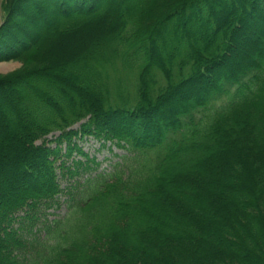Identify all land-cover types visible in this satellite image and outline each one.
<instances>
[{"label":"trees","instance_id":"obj_1","mask_svg":"<svg viewBox=\"0 0 264 264\" xmlns=\"http://www.w3.org/2000/svg\"><path fill=\"white\" fill-rule=\"evenodd\" d=\"M103 1L97 8L90 7L92 18L110 12ZM127 1H116L121 14L126 13L119 29L94 43L83 62L67 67L65 74L54 76L46 67L0 80V90L20 105L5 113L4 127L31 155L42 154L43 172L50 176L46 191L26 190L18 203L2 210L12 220L10 225L3 223L4 230L13 229L6 236L0 234L1 241L7 242L1 247L9 257L5 264H173L171 249L168 246L164 253L162 241L186 252L185 260L201 255V264H264V182L260 179H264V28L258 37L261 50L239 76L223 79L225 91L219 89L223 81L215 87L211 84L201 100L175 111L174 119L158 128L162 134L154 140L146 139L140 130L118 132L109 122L119 117L135 125L141 115L161 109L181 88L209 81V72L230 55L246 24L254 33V20L264 21V0H132L142 5L132 11L126 10ZM51 2L64 23H72L70 28H81L91 18L83 20L88 10H62V4L75 6L80 0ZM14 5L16 0L2 2L0 59L16 51H3L4 43L7 46L15 39L3 37ZM34 5L40 8L39 3ZM152 20L153 26L147 28ZM187 24H195L194 31ZM58 26L52 27L53 34L60 31ZM109 70L137 77L138 99L111 91L110 75L103 74ZM78 123L80 128L70 129ZM56 132L61 135L53 147L45 139ZM77 135L110 142L126 154L112 171L98 172L79 186L62 218L52 222L44 218L43 228L28 234V226L42 218L37 206L64 191L56 173L60 145L67 142L63 157L73 152L87 157L71 143ZM232 136L241 150L236 157H225L229 170L224 165L219 170L214 163L220 166L224 158L220 155L222 150L226 154ZM74 162L79 169L80 165L91 168L92 160ZM58 168L64 170L65 162ZM247 179L251 189L244 186ZM3 183L8 185L0 168ZM207 199L217 202L209 205ZM23 205L32 211H24ZM15 216L23 218L15 221ZM152 242H158V247ZM149 248L154 255L145 252Z\"/></svg>","mask_w":264,"mask_h":264},{"label":"rangeland","instance_id":"obj_2","mask_svg":"<svg viewBox=\"0 0 264 264\" xmlns=\"http://www.w3.org/2000/svg\"><path fill=\"white\" fill-rule=\"evenodd\" d=\"M51 1L52 0H16V5L12 6L11 11L10 10L8 11V13L11 14L9 16L11 20V25L9 26V28H7L6 35L3 37L8 40L9 36H11L12 38L15 39L13 40L11 39V42L7 46L4 43L3 51L4 53L7 51L11 52L14 49L16 51H12L11 53H9L7 57H3L0 59V80L8 78L12 75L23 74L24 72L27 73V71L31 72L38 68L41 69L46 67H49L51 69L52 74L54 76L65 74V70L67 69V67L78 65L79 63L83 62L80 60L84 59L83 57L86 56V53L93 47L94 43L96 44L97 42H100L103 39L105 40L106 37L110 36V32L116 27H118L116 28V30L119 29V27L123 24V18L126 16V13L121 14L120 12L121 6H119V4L117 5L116 3L117 0H104V1L102 0L104 3H107V5H109L108 7L110 9V12L100 18L94 16L92 18L93 12H91L90 7L93 6L92 8H97L101 0H80V3L75 4V6H71L68 4V2H66L62 4L65 7V9H62L64 8L63 6L61 8L62 10H66L65 12H71L72 10H76V9L82 12L88 10V12L85 13L83 20L89 19L91 17L88 21H86L88 22L87 24L89 25L83 24V26L78 29H76V26H74V28L73 27L70 28V25L72 23H68V22L64 23L62 16L58 14L57 8L54 6L53 2ZM166 1L170 2V0H166ZM34 3L35 4L39 3L40 8H35ZM125 6L128 8L126 10L132 11L134 8L138 6L140 7L142 5H139V3H136L132 0H128L125 3ZM38 12H40L39 14H41L40 17ZM254 23L255 25H257L256 27H254L255 32L253 33L252 31H250V28H248L249 25L246 24L247 30H245L243 34L236 36L235 45L234 48L232 47L230 55L226 56L224 59L219 61V64H217L214 70L212 72H209L208 74L209 75L208 78H210L209 81L207 80L194 81L188 84L187 86L181 88L180 90L177 91V93H175V95H173L168 100V102L165 103L163 107H161V109L151 114L141 115L139 121H136L135 125L127 121H124L119 117L110 118L109 122L111 124L110 123L109 124L113 127L114 130H117L118 132L132 131L133 129L137 131L141 129L140 127L141 122L147 121V123L149 124L145 126H147V128L150 129L149 132L156 134L158 132V128H160V123L162 122V120L168 122H170V120L172 121L174 119L173 113H175V111L177 112L179 110L178 108H181V106H186L187 104L195 100L196 101L201 100L207 94L208 90H210L211 84L212 85L214 84L215 87L217 83L219 84L220 82H222L225 77H226L225 79H227V76H231V75L233 76L237 74H238L237 76H239L238 72H240V70L244 66L249 65L250 63L253 62L255 56L261 50L259 46L258 37L260 34V30L264 28V21L260 18L254 20ZM153 24H154V20H152V23H148L145 26L147 28L148 27L151 28ZM57 25H60L58 26L59 28L57 29L60 31H58V33L56 34H53L54 32H52L51 29L53 26H57ZM195 26H196L195 24L186 25V27L189 29L190 32L194 31ZM64 28H66V30H64ZM3 41L6 42V40ZM20 44L24 45L23 51H22V47H20L21 46ZM57 44H61L62 46H64V48L57 46ZM81 46H85V50L82 51L80 54L76 55L75 57H73L72 51ZM98 52L95 53L94 55L98 54ZM5 55H7V53ZM103 74L110 75V83L108 84V86L111 87L110 88L111 91L113 90L114 93L121 91L125 93L124 94L125 97H129V98L132 97L135 98V100L138 99L136 96L137 77H134L133 75L123 74V72L112 73L111 70L103 71ZM210 74L212 75L210 76ZM121 76L122 79L120 78ZM214 77H216L215 82L213 81ZM115 82L117 85L112 87L113 85H115ZM118 82L120 84H118ZM234 86L235 84H229V87H234ZM225 88L226 85L223 81L219 89L221 90V92H223L225 91ZM223 96L224 93L222 97H220V100H222ZM214 97L218 99L216 95H214ZM220 100H216L215 103H219ZM17 103L18 100L16 98L10 97L5 93L4 90L3 91L0 90V157L8 153L7 151L8 145L6 143L7 142L9 143V141L14 140L12 134L7 132L6 128L4 127L5 125H7V119H8L7 117H5V113H7V111L9 112V110H11L12 108L13 109L20 108V105H17ZM81 124L82 123H78L70 129H78L80 128ZM60 135L61 133L56 132L47 136L45 140H48V144L52 143L50 145L55 147L58 144L57 139L59 138ZM242 137L240 136V138ZM232 139H234V136H232L230 140L231 143L233 144L231 146H229L231 143H228L229 145H226V150H225L226 154L225 152L223 153L222 150L220 156L224 158L222 162H220V166L217 163L216 164L214 163L216 168L220 167L218 168L219 170L223 168L222 167L223 165L227 166L226 168L227 170H229L227 160L225 159V157L228 154L231 156V158L236 157L238 150L239 149L241 150L239 141L233 142ZM244 139H246V137ZM71 143L75 144L76 149H82V152L86 153L87 157L82 158L79 154L73 152L71 156L69 157L64 156L66 157L64 158L62 155L66 151L67 142L62 143L60 145L62 149H61V153H58V156L61 157L56 162V167H57L56 173L58 175V179H61L60 188L63 189L64 191L56 194L52 199L43 200L37 206L36 209L41 212L42 218L40 219V221L33 222V224H30V226H28L27 228V230H29L28 234L29 232L37 233V230L42 229L44 226L43 225L44 218L48 219L49 222L62 218L66 214L69 201L72 200L73 196H76L77 193L79 192L80 189L79 186H81L86 180L92 179L94 175L98 172L108 173L112 171L115 164L122 162V155L124 153L126 154V151L124 149H121L120 147H117V145H114L110 142L103 144L104 143L103 141L95 139L94 137L89 135H86L84 137L81 135L73 136ZM242 146H245V144H243ZM255 150L253 151V154L254 153L257 154ZM255 154L253 155V159L257 160ZM229 155L227 159H229ZM78 159H82L83 161L92 160V163L91 162L89 163V166L91 168H87L85 165H80L81 168L79 169L77 168V166H74L75 164L74 161ZM62 161L65 162V169L59 170L58 165L61 164ZM213 161L215 162L216 160ZM236 165H238V162ZM8 167L9 166H7L6 164L5 166L0 165V168L3 169L4 171L8 169ZM236 168L239 167L236 166ZM39 174L37 173L36 176H38ZM62 175L63 177H61ZM244 177L248 178L249 175L245 174ZM260 179L263 180L264 182V179L261 176ZM246 181L247 183L244 186H247L246 189H251L250 181L248 179ZM251 182L253 183V181ZM24 187L25 186H22V188L20 187L15 188L9 185L8 182V185L5 183L0 184V191H4L5 193H7V196L12 193L10 197L7 199L8 202L11 201L14 202V200H12L13 199L12 197L18 198L19 194L22 195V197H25L26 189H23ZM65 188L67 189L65 190ZM68 188L70 193L68 192ZM236 195L240 197L242 193L240 194L237 193ZM80 200L81 199L79 198L78 201ZM207 202L210 203L211 201H208L207 199ZM213 202L216 203L217 200L213 199L212 203ZM212 203H210L209 205H212ZM24 206L25 205L22 206L24 211L27 210L32 211L31 209L29 210L27 206L25 207ZM4 213L5 212H3V214ZM17 213L19 214L21 213V211ZM6 216L4 214V217ZM215 216L219 217V214H215ZM229 222H227V224H229ZM1 226L2 224L0 225V228ZM222 234L224 235V233ZM169 242L170 241H164V242L162 241L160 242L162 243V245L161 244L160 245L162 248H164L163 250L164 253L167 252L166 250L168 249L169 246V249H171L170 252H172L170 256L172 259H174L175 262V263L173 262V264H191V263L201 264L203 262L202 256L200 255L201 256L200 257L199 255L196 254H194L196 256H193V258L190 261L186 259L188 261L186 262L184 258V254L186 255V252L183 253L180 248H178L180 250L178 251ZM157 243L158 242H154V243L152 242L153 244L152 246L158 247ZM174 245L179 246L180 244L174 243ZM150 249L152 248H149V251L145 250V252L146 253L149 252L150 254H153L152 251H150ZM193 253L194 252L187 251V254L193 255ZM206 255L208 256L209 253H206ZM111 261L114 262L113 259Z\"/></svg>","mask_w":264,"mask_h":264},{"label":"bare ground","instance_id":"obj_3","mask_svg":"<svg viewBox=\"0 0 264 264\" xmlns=\"http://www.w3.org/2000/svg\"><path fill=\"white\" fill-rule=\"evenodd\" d=\"M57 46H60L64 48L61 44H57ZM85 50V46H81L76 48L75 50L72 51L73 57L76 55L80 54L82 51ZM184 106H181V108H178L179 111L183 108ZM139 118L137 119V121ZM164 121V120H162ZM146 122V123H145ZM165 123L162 122L160 123V128L162 129L164 125L166 124L167 121H164ZM144 123V124H143ZM147 121H142L141 122V133H143V136H146V139L154 140L157 136H159L161 133V130H158L156 134L149 132L150 129L147 128ZM10 133V132H9ZM122 133H126V131H122ZM8 145V153L5 154L4 156L0 157V165L5 166V164L8 167L5 171L2 169V173H4L5 178L9 182V185L15 188H22V186H25L23 189L26 190H31V192L34 193H42L43 190H45L47 187L50 186V176L47 171H44L45 168V160L44 157H42V154H37V155H31V150L26 151L25 145H20L18 142L12 140L9 141V143H6ZM5 163V164H4ZM26 168H30L34 170L33 172H37L39 175L38 176H31L28 175L25 171ZM36 175V174H35ZM61 175V174H60ZM63 177V175L61 176ZM63 179V178H62ZM45 183V184H44ZM9 190V189H8ZM46 191V190H45ZM12 194V193H11ZM10 194V195H11ZM24 194V193H23ZM10 195L7 196V193L2 191V195L0 196V221H1V230L0 234L6 236L8 233L13 231V229H7L4 230L3 223L7 222V225H10L12 223V220L10 218L4 217V214L2 210H8V208L13 207L16 203L19 202L20 199H22V195L19 194L18 198L17 197H12L15 202L11 201L8 202V199ZM6 216V212H5ZM23 217L15 216L13 219L19 220L22 219ZM0 224V225H1ZM17 226V225H16ZM7 242H2L0 238V264L6 263L9 257H7L1 247L5 246ZM8 249V247H7Z\"/></svg>","mask_w":264,"mask_h":264},{"label":"water","instance_id":"obj_4","mask_svg":"<svg viewBox=\"0 0 264 264\" xmlns=\"http://www.w3.org/2000/svg\"><path fill=\"white\" fill-rule=\"evenodd\" d=\"M2 1L3 0H0V29L3 26V24H4L3 13H2Z\"/></svg>","mask_w":264,"mask_h":264}]
</instances>
